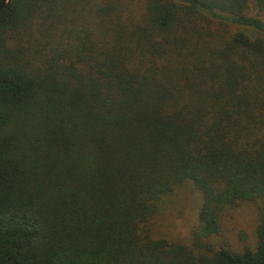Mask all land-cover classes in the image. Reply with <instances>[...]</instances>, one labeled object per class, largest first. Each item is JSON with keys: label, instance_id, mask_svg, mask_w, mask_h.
Instances as JSON below:
<instances>
[{"label": "trees", "instance_id": "16d2710c", "mask_svg": "<svg viewBox=\"0 0 264 264\" xmlns=\"http://www.w3.org/2000/svg\"><path fill=\"white\" fill-rule=\"evenodd\" d=\"M186 182L200 253L152 228ZM254 200V249L204 241ZM0 264H264V0L0 10Z\"/></svg>", "mask_w": 264, "mask_h": 264}, {"label": "rangeland", "instance_id": "374dc122", "mask_svg": "<svg viewBox=\"0 0 264 264\" xmlns=\"http://www.w3.org/2000/svg\"><path fill=\"white\" fill-rule=\"evenodd\" d=\"M256 12L251 3L248 13L253 15ZM237 29L236 26L232 27V30ZM201 199V193L191 182H186L166 195L152 219L154 236L184 242L197 253L202 252V248L194 245L193 236L198 224ZM260 205V200H254L226 208L222 214V231L204 241L215 247L226 246L236 251H242L246 246L254 249L257 244L256 227Z\"/></svg>", "mask_w": 264, "mask_h": 264}, {"label": "water", "instance_id": "95a60500", "mask_svg": "<svg viewBox=\"0 0 264 264\" xmlns=\"http://www.w3.org/2000/svg\"><path fill=\"white\" fill-rule=\"evenodd\" d=\"M12 0H2L0 1V10H3L5 8H7Z\"/></svg>", "mask_w": 264, "mask_h": 264}]
</instances>
